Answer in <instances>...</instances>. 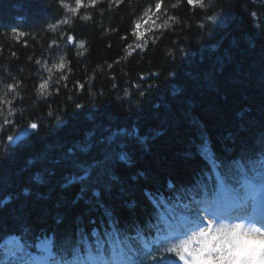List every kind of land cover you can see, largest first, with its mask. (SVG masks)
Listing matches in <instances>:
<instances>
[{
  "label": "trees",
  "instance_id": "trees-1",
  "mask_svg": "<svg viewBox=\"0 0 264 264\" xmlns=\"http://www.w3.org/2000/svg\"><path fill=\"white\" fill-rule=\"evenodd\" d=\"M83 2L72 12L76 0H0V236L33 250L45 236L70 250L81 228L106 229V213L153 238L170 200L217 186L234 159L264 150V3ZM157 2L162 27L137 39L135 23ZM113 129L126 130L123 148L105 143ZM89 132L99 145L74 150L86 161L77 167L63 157ZM205 142L221 170L198 151ZM148 252L144 264L174 258Z\"/></svg>",
  "mask_w": 264,
  "mask_h": 264
},
{
  "label": "snow or ice",
  "instance_id": "snow-or-ice-1",
  "mask_svg": "<svg viewBox=\"0 0 264 264\" xmlns=\"http://www.w3.org/2000/svg\"><path fill=\"white\" fill-rule=\"evenodd\" d=\"M187 2L199 3L200 7H206L203 0H187ZM91 3L94 5L96 0H91ZM81 4L82 0H76V8L70 11L76 12ZM160 10L161 2L155 3V13L152 15L160 13ZM149 13L151 9L144 15L150 19ZM169 19L172 18L169 17ZM141 23L142 21H137L133 31L137 39L143 36V33L139 31ZM121 39H127V37ZM67 40L72 42L73 37L68 36ZM137 47H140V44H137ZM58 67H63V64ZM7 87L14 89L15 86ZM3 103L10 105L11 102L3 101ZM4 123L8 121L5 120ZM36 127L35 123L30 125L32 129ZM26 135H28V129L24 128L16 138ZM8 139L12 140L14 137L9 136ZM205 147L211 151L207 142L202 144L198 151L209 163V168L215 165L217 170H221L224 167L223 162L217 161L214 153L210 160L204 156ZM120 159H126V155L120 154ZM88 175L85 170L83 176L72 177L69 183L85 181ZM35 179L41 182V177L37 176ZM232 179H236L241 187L233 185ZM169 187L172 186L169 185ZM257 193L260 195L261 208L264 210V150L252 158L242 156L234 159L228 171L222 174V180L216 187L209 189L204 185L196 192V195L204 197L215 194L232 198L236 203L237 211L243 214L237 217L240 222L229 223L227 218L220 215L216 209H205L207 216L212 217L207 219L206 226L179 225L173 230L175 235L166 237L161 242L148 239L151 234L150 229H135V234L130 235L119 226L111 213H106V229L101 232L93 228L91 232H86L81 228L80 239L70 250L59 244L54 236H45L33 246L38 251V254H34L25 243H22V236H0V264H144V256L151 255L147 251L148 248L156 243H163L164 252L173 253L175 257L183 261V264H264V226H258L264 225V215L257 218L251 210ZM146 195L151 194L146 193ZM192 202L199 203L195 197H192ZM193 212L196 219H202L198 207ZM245 220L249 222L246 223ZM92 223L95 222L92 221ZM152 250L159 251V248ZM161 264H176V261L172 257H167L161 261Z\"/></svg>",
  "mask_w": 264,
  "mask_h": 264
},
{
  "label": "rangeland",
  "instance_id": "rangeland-1",
  "mask_svg": "<svg viewBox=\"0 0 264 264\" xmlns=\"http://www.w3.org/2000/svg\"><path fill=\"white\" fill-rule=\"evenodd\" d=\"M87 2H91V0H87ZM203 2L206 5V7H203V9L209 10L213 6L211 0H203ZM82 3H84L83 0H82ZM256 3H264V0H258V1L256 0ZM193 5L199 6V3L193 4ZM149 9H151V13H149L150 19L145 17L144 15L145 12H148ZM216 11H214L213 13H211L210 16H208V19L212 22H220L219 15L216 13ZM152 13H155V7H148L142 13L140 18L137 20V21H142L141 28L139 29V31H141L142 33L151 27H156L157 25L162 24L163 21H162L161 13H157L156 15H152ZM157 16H159V19H157ZM254 16L255 18H257V14H254ZM256 26H258L257 23H256ZM105 129L107 130L108 127ZM20 132L21 131L16 132L13 137L16 138ZM125 132H126L125 129H113L112 133L105 137V143H107V146H108L110 143L115 142L117 146L123 148L124 143L121 140H119L120 139L119 135L124 134ZM92 137H93V132L87 133L85 139H83L82 141H78L76 144L73 145L71 156L69 155L63 158L75 164V166L77 167L83 166L84 164H86V161H84L83 157L80 156L83 160H81L80 158L79 159L77 158V155L74 154V150L75 152H77V154L88 153L90 150H92V148H95V150H97L96 145L98 144V142L94 141ZM98 138H100V141L103 139V137L100 134L98 135ZM19 145L20 146L24 145V142H20ZM106 149L107 148L104 147V149L102 150L100 149V152H104V150ZM238 187H241V185H238ZM245 190L247 191L246 188ZM197 191L198 190H189L187 191V193L180 195L176 200L174 201L170 200L169 207L167 208V213L169 215L165 216L164 214H162L161 217H159L160 218L159 226L157 229H153L154 236L156 235V233L158 234L155 236V239H151L149 236H148V239L162 242L166 239V237L175 235V232L173 230L176 229L177 226L184 224V222H186L185 221L186 218H190L188 219L189 221L195 222V224L189 225L187 227H192L193 225H197V224L200 225L201 227L206 226L207 219L212 218V217L207 216V212L205 211V209L214 208L216 210H220V207L222 206H226L228 208L230 206H233L235 203V201L232 198L231 199L225 198L223 201H219L218 199L216 200L214 199V195L207 196V197L196 195ZM192 197H195V200L198 201L199 203H193ZM261 204H262V201H261L260 195L259 193H257L254 207L251 210L257 211L261 207ZM197 207L200 209V217L202 219H196L194 216L193 210ZM226 218H227V222L229 223L240 222L236 218H231V217H226ZM172 223L174 224L173 227L171 226ZM161 226H162V229H161ZM43 238L44 237H41L40 239H43ZM40 239H38V241ZM156 244L159 246V248H162L164 250L165 245L163 243H156ZM153 245L154 244H152L148 248L149 251L152 249ZM33 252L34 254H38L35 251ZM169 254H173V253H169ZM175 260L178 261V257H175ZM180 264H183V261H181Z\"/></svg>",
  "mask_w": 264,
  "mask_h": 264
},
{
  "label": "bare ground",
  "instance_id": "bare-ground-1",
  "mask_svg": "<svg viewBox=\"0 0 264 264\" xmlns=\"http://www.w3.org/2000/svg\"><path fill=\"white\" fill-rule=\"evenodd\" d=\"M198 199V198H197ZM229 210H230V215L231 216H235L236 214H239L240 212H238L237 211V209H236V204L234 205V206H230L229 208H228ZM188 219H190V218H186L185 219V224L187 225V226H189V225H192V224H194L195 222H193V221H189Z\"/></svg>",
  "mask_w": 264,
  "mask_h": 264
},
{
  "label": "water",
  "instance_id": "water-1",
  "mask_svg": "<svg viewBox=\"0 0 264 264\" xmlns=\"http://www.w3.org/2000/svg\"><path fill=\"white\" fill-rule=\"evenodd\" d=\"M24 136H21L20 138H23Z\"/></svg>",
  "mask_w": 264,
  "mask_h": 264
}]
</instances>
